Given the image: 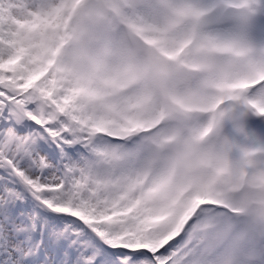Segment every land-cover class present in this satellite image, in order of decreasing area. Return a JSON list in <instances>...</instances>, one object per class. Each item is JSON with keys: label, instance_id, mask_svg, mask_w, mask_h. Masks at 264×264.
<instances>
[{"label": "snow or ice", "instance_id": "1", "mask_svg": "<svg viewBox=\"0 0 264 264\" xmlns=\"http://www.w3.org/2000/svg\"><path fill=\"white\" fill-rule=\"evenodd\" d=\"M0 264H264V0H0Z\"/></svg>", "mask_w": 264, "mask_h": 264}]
</instances>
